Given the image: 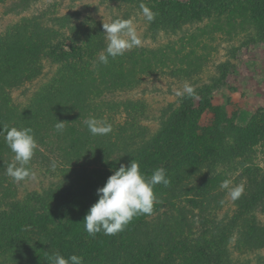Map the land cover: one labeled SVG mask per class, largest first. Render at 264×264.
<instances>
[{"label":"rangeland","instance_id":"obj_1","mask_svg":"<svg viewBox=\"0 0 264 264\" xmlns=\"http://www.w3.org/2000/svg\"><path fill=\"white\" fill-rule=\"evenodd\" d=\"M145 8L155 14L151 22ZM118 19L133 23L142 44L109 57L105 65L99 62L107 54L103 23ZM7 36L16 37L4 44ZM2 42L0 168L6 181L0 180V223L27 194H88L96 171L125 165L112 161L124 153L110 145L112 135L104 139L89 132V118L106 120L122 133L136 130L138 138L166 129L172 137L178 132V113L189 107L198 112L203 141L218 139L212 127L219 110L233 127L227 137L234 144L241 128L252 126L263 133L251 149L237 146L230 162L226 159L206 179L180 172L168 178V186L157 185L161 193L144 219L150 227L160 226L156 244L133 261L115 258L120 249L116 242L114 255L100 256L104 264H204L197 251L212 240L219 222L243 212L264 224L262 208L252 215L237 210L236 203L250 195L248 180L264 174V0H0ZM185 83L195 95H177ZM57 122H65L63 132L56 130ZM10 125L33 130L38 148L29 167L35 179L15 182L7 174L14 160L4 139ZM97 137V143L103 141L98 147ZM251 150L255 153L247 156ZM56 154L68 162L55 164ZM226 180L228 189L221 187ZM241 185L243 194L233 200L230 189ZM135 238L136 245L142 243L141 236ZM229 251L230 259L241 261L264 255V246L245 253L232 249L231 241ZM9 252L7 248L0 255V264H16ZM25 253V259L32 254Z\"/></svg>","mask_w":264,"mask_h":264},{"label":"trees","instance_id":"obj_2","mask_svg":"<svg viewBox=\"0 0 264 264\" xmlns=\"http://www.w3.org/2000/svg\"><path fill=\"white\" fill-rule=\"evenodd\" d=\"M15 37L7 36L4 44L13 41ZM20 40L22 38L17 37L16 41ZM2 44L3 42L0 43V48ZM190 109L192 108L181 109L178 113L176 136L170 137L171 131L169 130L171 129L163 130L150 138H138L136 130L129 129L122 133L123 130L113 129L108 134L112 135L110 145L112 147L116 145L115 149L119 152L123 151L125 156H122L123 153L112 161L125 162V166H127L134 160L139 163L140 170L146 177H151L156 169L163 168L169 179L177 176L180 172L193 173L192 176L194 177L197 175V178H204L207 173L211 174L220 164H227L226 159L229 163L238 152L237 146H241L243 151L251 149L253 144H256V139L259 138L260 133H263L252 126L241 128L235 135L237 139L234 144L227 137L228 133H232L233 127L230 128L225 124L224 112L219 110L215 125L212 127V132L213 129L216 131L218 139L214 142L203 141L204 137L198 135L197 131L199 127L196 122L198 112H193ZM1 121L0 113V130L5 126H1ZM4 130H8V128L5 127ZM106 136L98 137L105 139ZM98 137L95 139L97 147L103 143V141L97 143ZM135 137L136 139H134ZM168 139L175 140V142L171 143ZM93 150L91 149V151ZM253 153L255 151L251 150L247 156ZM44 158L47 161L48 157ZM61 158V154L54 155V163L59 165L68 162ZM224 161L225 163H223ZM231 163L230 165H232ZM107 167L105 173L104 171L95 172L88 194L66 192L53 195L54 192H43L42 194L33 192L15 202L13 208L11 207L10 212L3 216L0 223V255L4 256L5 250L8 248L10 251L9 259L16 264H50L49 257L59 252L66 258L73 254L82 256L83 264H104L100 256L104 254L114 255L111 253L117 248V242L120 249L117 251L118 254H115V258L119 256L129 257L133 261L137 257L141 259L145 252L150 251L149 245L156 244L161 235V231L156 230L160 226L153 225L150 227L144 220L145 215L134 218L123 232L113 236L98 233L93 238L85 231L83 221L90 207L98 200L97 189L104 186L108 177L120 165L118 168L113 167V165ZM196 167L197 169H195ZM0 180L6 181L1 168ZM210 183L211 180L204 182L207 189L210 187ZM157 185L162 186L161 184ZM157 185L154 187L155 195L161 193ZM247 185L252 187L251 193L248 196H241L240 200L236 201L237 210H244L245 213L254 215L253 211L256 208L260 207L264 210L263 172L262 176L257 178L256 175L252 176ZM219 224L220 226L212 240L199 247L197 259L200 262H204V264H211L213 261V264H264V255H257L256 253L252 258L247 257L241 261H233L230 259L229 251L231 241L232 249L241 250L245 253H251L260 246H264V224L259 225L254 219L244 217L243 212L237 213L225 224L222 221ZM146 231L151 234L141 233ZM135 236H141L142 243L136 245ZM109 238V242L112 243L107 248H102L104 240ZM169 238L167 239L168 246L172 240ZM171 247L173 246H170V249H172ZM27 250L35 256L30 254L25 259ZM15 253H18V257Z\"/></svg>","mask_w":264,"mask_h":264},{"label":"clouds","instance_id":"obj_3","mask_svg":"<svg viewBox=\"0 0 264 264\" xmlns=\"http://www.w3.org/2000/svg\"><path fill=\"white\" fill-rule=\"evenodd\" d=\"M146 19L151 22L155 14L144 9ZM104 33L108 40L106 55L99 56V62L107 65L109 57L115 59L126 51L139 47L142 44L136 29L130 20L118 19L104 24ZM187 93L195 95L194 88L185 83L183 92H177L178 96ZM89 132L93 136H105L112 132V125L106 120L89 118L85 121ZM65 122H57L55 128L63 132ZM5 142L14 153V160L7 166V174L15 181L35 179V173L29 167L35 151L38 148L33 130L31 128L12 127L4 135ZM163 168L156 169L151 177H146L140 170L139 163L132 160L129 165H121L110 175L103 187L97 189L98 200L90 207L85 218L84 228L90 237L95 238L98 233L113 236L123 232L134 218L140 215H151L154 211L156 196L154 187L157 184L168 186ZM230 181H224L222 188L228 189ZM243 186L230 189L233 200L243 194ZM50 264H83V257L70 255L67 258L59 252L49 257Z\"/></svg>","mask_w":264,"mask_h":264}]
</instances>
